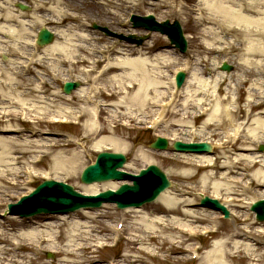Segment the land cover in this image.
<instances>
[{"label":"bare ground","instance_id":"bare-ground-1","mask_svg":"<svg viewBox=\"0 0 264 264\" xmlns=\"http://www.w3.org/2000/svg\"><path fill=\"white\" fill-rule=\"evenodd\" d=\"M25 1L13 0L15 6L10 8V0H0V55H8L7 62L0 63V208L10 203L6 198L8 189L23 187L35 175L55 180H63V176L80 178V171L89 163H83L84 154L91 150L126 153L131 146L117 131L135 127L138 119L148 118L147 113L152 115L157 108L161 109L162 118L166 113L171 114L172 109L177 116L195 119L204 116L203 130L198 134H207L206 141L220 152L215 156L183 154L182 174L193 177L190 174L195 165L205 170L201 189L194 199H191L193 187L175 189L173 184L154 205L123 210L124 214H136L138 219L134 222L136 232L127 242L130 248L122 261L125 264H178L180 258L172 254L195 249L196 246L189 242L198 236L200 229L194 224L209 220L211 226L203 229L220 237L206 252L202 264H264V221L256 220L255 212L250 209L245 211L248 195L253 194V197L247 207L264 199V150H258L264 143V0H198L196 7L178 3L174 6L172 0H160L164 16H186V22L192 24L193 41L198 47L194 55L199 58L193 59L195 63L189 71L194 76L190 75L179 96L170 93L174 80L167 86L162 81L163 71H160L161 65L176 68L182 58L170 43L158 45L152 41L136 46L112 42L98 47L103 37L89 30L88 22L95 13L106 17L111 13L123 16L126 6L135 4L133 0H81L82 4H67L68 9L61 6L62 0H35L30 13L16 7V3ZM85 5L96 11L85 10ZM112 7L115 10H111ZM166 7L168 9L164 10ZM41 17L44 20L40 21ZM39 22H42L40 27L51 29L56 36L54 42L44 47L35 43ZM50 22L54 25L48 26ZM168 47L174 49L171 51ZM38 52L44 54L43 59ZM221 53L232 54L228 63L234 62L237 67L231 73L222 69L216 72V66L210 71L208 62L214 65L217 54ZM197 61L200 65L206 64L209 75L214 72L211 82L204 77L203 68L197 69ZM190 64L192 60L183 66ZM83 65L88 69L80 67ZM40 67L51 73L52 79L64 73L63 67L70 73L78 71L85 76L87 84L93 81V85L81 87L72 94L56 93L47 88L52 83L39 72ZM33 72L34 76H27ZM68 76L67 80L75 78L74 74ZM90 78L92 81H88ZM149 88L156 93L147 99L145 92ZM186 89L192 93L182 103L186 111H180L177 106ZM166 97L171 100L163 103ZM33 98H41L34 102H46L49 106L41 108L32 103ZM99 98L103 105L97 104ZM58 101L78 104V109L59 106L55 109ZM106 105L115 111H109ZM135 112L141 113L137 117ZM105 113L104 121H100ZM64 117L85 120L81 137H49L53 135L49 126ZM23 121L31 122L28 133L20 128ZM165 122L163 119L159 126ZM182 122L183 119L171 122L168 133ZM214 137H218V141L210 140ZM69 146L83 150H68ZM50 156V171L39 172L37 168ZM136 157L153 160L144 150L138 151ZM129 166L128 162L124 168ZM23 176L28 181H22ZM121 184L118 180H109L83 184L80 189L84 194H97L117 189ZM186 191L190 194L185 197ZM206 192L215 199L226 196V202L228 198L236 209L235 214L231 213L235 218L234 226L226 233L220 232L217 212L210 210L212 213L206 215L190 207L207 196ZM223 198L218 199L222 202ZM93 214L90 209H82L64 216L16 218L13 215L10 224L0 220V264H33L38 259L37 252L42 249L58 250L64 257H73L76 260L72 264H95L90 254L97 243L105 246L108 237L94 235L97 227L92 223L99 218ZM125 229L126 226L122 230ZM113 234L118 236L120 231L116 229ZM87 249L91 251L86 253ZM68 262L72 261L65 258L60 264Z\"/></svg>","mask_w":264,"mask_h":264},{"label":"rangeland","instance_id":"rangeland-1","mask_svg":"<svg viewBox=\"0 0 264 264\" xmlns=\"http://www.w3.org/2000/svg\"><path fill=\"white\" fill-rule=\"evenodd\" d=\"M11 1L13 2V0H10L8 6L10 8H14L15 5H13V3ZM34 1L35 0H33V1L32 0H26L25 3H27L26 5H33ZM62 1H63V4L61 6L65 7L66 9H68L67 4H69V3H79V4L81 3L82 4L81 0H62ZM133 1L135 2V4L136 3L137 4L126 6L127 10L125 9V11H123L124 12L123 16L120 15V17H119L117 14L111 13L106 17V16H101L98 13H95L94 18L88 22L89 30H91L92 32H95L98 36L103 37V41H101L97 44L98 47H103L105 45L107 46L108 43H112V42H114L115 44L126 45V44H124V43H126V41H122L119 38V36L121 34L127 35L129 33H135L137 35L148 34L149 36H147L148 38L145 41L146 43H148V42L152 43V41H154L158 45L169 43L168 42L169 39L167 36H163L162 34H160L158 32L150 33L146 30H142L141 28L136 29V28L132 27V25L130 23L126 24V22H125L126 19L127 20L129 19V16L131 13H137L140 15H146L148 13H153L161 21H164L167 19L174 21L175 19L176 20L178 19L180 21V23L183 25L184 34L186 35V38L188 40L189 49L186 53H181L180 51L176 52V54L180 53L182 56L181 60H179L177 62V63H179L177 66L181 65L184 62V60H187L189 58L190 59L195 58V60H196V58H199L198 56L194 55L196 53V51H198V47L193 41L194 35L192 33L193 29L191 28L192 24L190 22H188V23L186 22V16L185 15H183V17L181 15L164 16L162 14V11H161L160 1H157V2H155V1L151 2L149 0H133ZM197 1L198 0H172V2H173L172 5L176 6V3H178V4L186 6V7L187 6L188 7H196ZM53 5H55V4H52L51 6H53ZM85 7H87L85 10H88V11L93 10L94 12L96 11V9L88 7V5H85ZM93 7H95V6H93ZM166 9H168V8L167 7L164 8V10H166ZM111 10H115V9L112 7ZM24 12L30 13L31 11H24ZM39 14H42V13H39ZM117 17L121 20L118 21ZM42 20H44L43 17H41L40 21H42ZM95 23L97 25L108 27V29H110L113 32H117L118 37L107 35L106 32H103L99 29H95V27H94ZM40 24H42V22H39L38 30L41 26ZM48 25L53 26L54 23L50 22V23H48ZM1 38L3 40H7L6 37H1ZM163 48L165 49V47H163ZM168 49H170L172 51L173 48L168 47ZM231 55L232 54H228V53H221L220 55L217 54V56H216L217 59L215 58L216 62H214V65L211 64V63H213L212 61L210 63L208 62V65L211 66L210 71L213 70L212 67L214 68L216 66V68H215L216 72H221V63L223 61H226L227 63L230 62L231 61ZM7 56H8L7 54L1 53V55H0V63L1 64L2 63L5 64V62H7V60H8ZM38 56H40L42 59L44 58L43 53H39ZM145 56L151 57V54H145ZM9 58H12V57L10 56ZM228 60H230V61H228ZM231 63H233V64H231V65H233V68L231 69V71H228V72L226 71L227 74L231 73L237 67L236 63L235 64H234V62H231ZM46 64H48V60L46 61ZM197 65H198L197 66L198 70L203 68L206 71V74H204V77L208 78L209 82H211V80L213 78L212 75L214 74V72H211V75H209V70L206 68L207 66L205 63H204L205 66H203V65H200L197 61ZM80 67L81 68H87L84 65L80 66ZM63 68H64V73L61 76L57 77L56 79H52L51 73H47L48 71L45 70L44 67H40L38 69L39 72H41L43 74V77L45 76L44 78H48L51 80L52 85H49L47 87L48 89H50L56 93L65 94L63 92L62 88H63L64 82L69 77L68 76L69 74L70 75L74 74L73 77H75V78H72V80H76L77 82L79 81L81 83V87H88L89 86V84H87V80L85 79V76H81L78 73V71L77 72L74 71L73 73H70V72L66 71V67H63ZM175 70H176L175 67H170V66L167 67L166 65L160 66V71H163L162 81L165 82L167 86L170 83L171 75L175 72ZM19 71H21V69ZM153 71H156V70H153ZM34 75H35V73L33 72L31 74H28L27 76L32 77ZM190 75L194 76L193 73L192 74L189 73V76ZM191 76L189 78H191ZM192 79H193V77H192ZM194 80L195 79H193V81ZM88 81H92V78H90V80H88ZM91 83H93V81ZM150 89L151 88H149L145 92V96L147 99L153 97L156 93L153 91L151 92ZM160 89H162V87ZM177 91H178V89L176 87H174V88L172 87L170 90V93L171 92H177ZM181 93H182V91H181ZM191 93H192V91H190L188 89L185 90V94L183 93V96H181V98L179 100L180 105L177 106L178 110H180V111L185 110L184 109L185 105L182 103L188 99V97H189V95H191ZM34 100L38 101V100H41V98H36V99L33 98V101H32L33 104H36L37 106L39 105V106H41V108H42V106H45V107L49 106V103L48 104L46 102H38L37 103V102H34ZM100 100H102V99L99 98L97 104L100 103L99 105H103V103L100 102ZM75 101L77 102V100H75ZM107 101H108L107 102L108 104L111 103L110 100H107ZM56 104H57V106L55 107V109H58L57 108L58 106L61 108H65V107L66 108L67 107L72 108L73 107V109L75 111H77V109H78V104L73 105V104H70L69 102L64 103V102H60V101L56 102ZM106 106H108V105H106ZM108 107H109V111H115L113 108H110V106H108ZM90 108H93V106H90ZM192 111H193V114H195L196 109H194ZM138 113H141V112H135V115H137V117L139 116ZM147 114L149 115V117L148 118L142 117L141 118L142 121L140 119H138L136 124H135V127H132L128 130L123 129V130H120L119 132L117 131L118 136L121 139H124L125 141L129 142V144L131 146L130 150H127V152L124 153L128 158V162L130 163V166L126 170L130 171V172H133V171L137 172L141 168H144L151 163L157 164L158 166H160L162 168V170H165L168 177L171 179L172 183L175 184V189L177 187V188L186 190V188L193 187L192 188L193 189V191H192L193 197L191 199H194V197L196 195H198V192L201 189L200 188L202 185L201 184V179H202L201 176L205 173V170L204 169H197L196 168V167H198L197 165L193 166V168H194V169H192L193 173L190 174V175L193 174V177L190 178L188 175L181 173V170L184 167L183 160L185 158V156L183 154H181L179 152H174L172 147L168 148L167 151L152 150L150 148V143L152 142V140H154V138H156L158 136L166 137L167 139L170 140L171 143H173L174 140H179V139L182 141H186V142L188 140H193V139L196 141H198L199 139H202V141L206 140L208 138L207 134H205V133L204 134H198L199 132L202 133L203 127H201V126L203 123L204 116L203 117L197 116L199 118H196V119L193 116H191L189 118L185 117L183 115L177 116V115H174V113H172V109H171V114H169L167 116L166 122L162 126H160V127L157 126L153 129H149L147 124L152 123L153 114L152 115H150L149 113H147ZM106 115H107L106 113L103 114L101 116L100 121H104V118ZM179 119H183L182 125L179 127H174L172 132L168 133V125L171 122H173L175 120H179ZM73 121H76V119H73ZM84 121L85 120H83L82 123L80 122L77 124H74L71 122L67 126H60V125L52 123L49 126V129H50V131L53 132V135L49 136V137L63 138V139L66 138L65 137L66 135H69L72 137H73V135H75L76 137H81L83 135V132H84V130H83ZM148 122H150V123H148ZM30 124H31L30 121H23L22 123H20V128H24L27 132V130H29L31 128ZM210 140H212L213 142L218 141V137H214L212 139L210 138ZM87 142H90V141H87ZM87 146H89L88 143H87ZM67 149L68 150H75L78 152L83 150V148L76 147V146H69ZM259 149L260 148L258 146V150ZM141 150L148 152V155L153 160H148L146 158H137L136 153L138 151H141ZM219 152H220V150L217 149V152L215 155H217ZM96 156H97V152L94 150H91L89 152V154H87V153L84 154L83 163L89 162L85 166L92 163L96 159ZM51 160H52L51 156L49 158L44 159L43 164H41V166L38 167L37 170L39 172L40 171H50V167H51L50 162H52ZM177 162H178V164H177ZM80 172L82 173V171H80ZM81 173H80V176H81ZM67 178L68 177L63 176L62 181H66L67 183H70L76 189L81 191L80 188L82 187L83 184H82L80 178H78V179H67ZM21 179L23 181L24 177H22ZM199 181H200V184H199ZM40 182H42V176L38 175L35 178V182L32 183V186H29V187L36 186ZM24 190H26V189H22V187H16V188L11 187L10 189H8V191H10V192H7L8 195L6 196V198H9V200L12 202L16 199L15 195H19V196L22 195V192ZM188 191H191V190L189 189ZM188 191H186L185 197L189 196L190 193H188ZM207 194L209 195V193H207ZM10 195L12 198H10ZM252 195L253 194H250L246 198L245 201H247V203L250 201L251 197H253ZM219 197H224L223 198L224 200L222 202L223 203L226 202V200H225L226 196L220 195ZM219 197H217V198H219ZM154 203H155V201H153L151 203H147V204L145 203V205L142 206V208L146 209L149 206L154 205ZM227 203H229V202H227ZM247 203L245 204V207H246L245 211L246 212H248L249 209L251 210V205H249L247 207V205H248ZM108 205H111V207L108 208L107 207ZM190 207H192V209H199L201 212H203L206 215L209 213H212L210 211L211 210L210 208L201 209L199 203H197L193 206H190ZM229 207H231V206H229ZM230 209L235 214L236 209H234L233 207H231ZM5 210H6V206L0 208V220L5 221L6 223L10 224V222L12 221L11 217L9 216L6 218V216L2 214L3 212H5ZM91 212L94 213L93 214L94 216H98V218H99L98 220H94L95 222L92 223L95 227H97L94 235H96V237H104V238L108 237V239L104 241L106 244V246L104 248L99 247V245H97L98 244L97 243L93 248V253L90 254L91 256H94V258L96 260L95 264H108V260H115V261L121 260L120 264H125L126 262H124L122 260L124 259V255H125L124 253L127 251L128 247L130 248V244L127 242H129L128 241L129 238L132 237L133 234H135V232H136V230H135L136 226H135L134 222H135V220L138 219V216H136V214H134V213H125L124 214L123 213L124 211L118 209L115 204H105V203L99 209H91ZM74 213H76V212H71V213H68L65 215H71ZM48 215L49 214H40V215H36L35 217L48 216ZM211 216H213V215H211ZM216 216H217L219 222L221 223V227H220L221 233H226L229 228L234 226L235 218H233V217L228 218V220L223 219V218H221L220 212H217ZM31 217H33V216H31ZM16 218H18V217H16ZM210 221L213 222V219H210ZM117 222H123L124 225H126V229L122 232L121 239H120L119 243H117V245L115 247H111L110 243H112V241L114 240V239H111V237H112V233L115 231V229L112 230L110 228V225L116 226ZM198 225H199V229L200 228H206L210 225V222H209V220L208 221H198L197 223L194 224V226H198ZM119 230L121 231L122 228ZM219 237H220V235H219ZM219 237L215 236L214 234H211L209 236H202V235H200V233H198V236L194 240L189 242V243H193V244L196 242L198 245L200 242L203 244L202 249H200L201 251H200V256L198 257V259L192 258L191 252L195 251L194 249H191V250L188 249L184 253L172 254V256H174L175 258H180L179 261H181V262L178 264H202V262L205 261L204 256H205L206 252L209 250V248L212 246V244L216 240H219ZM134 246H136V245H134ZM190 246H192V245H190ZM90 251H91V249H87L85 252L88 253ZM48 253H52L54 255V258H48ZM36 258H38V259L33 264H60L61 260L65 259V258L72 261L71 263L68 262L69 264H72L73 261L76 260L73 257H64V255L62 253H60L58 250H44V249L37 252ZM74 264H76V263H74ZM77 264H85V263L77 262ZM148 264H158V263L157 262H150ZM235 264H237V263H235ZM241 264H244V263L242 262Z\"/></svg>","mask_w":264,"mask_h":264},{"label":"water","instance_id":"water-1","mask_svg":"<svg viewBox=\"0 0 264 264\" xmlns=\"http://www.w3.org/2000/svg\"><path fill=\"white\" fill-rule=\"evenodd\" d=\"M23 9V7H22ZM141 24L147 27L156 28L162 30L163 32L169 33L173 42L176 44L186 46V40L184 35H182V29L179 22L170 24L169 21L159 24L155 22L153 16L145 17L143 19L138 18ZM139 24V23H137ZM41 44L49 43L53 39V33L49 32L47 29H43L41 34ZM143 39L138 40L141 43ZM225 69H231L229 65L224 66ZM181 75V79H183ZM75 85L73 83H68L65 85V91L69 93ZM167 140L159 138L156 143L153 144L154 147L165 148L167 146ZM175 148L184 150V148L194 149L204 151L205 149H211L208 143H196L192 146L181 143L179 141L175 142ZM125 156L122 154L114 153H100L98 156V161L95 165L88 167L84 173H82V181L92 182V181H103L112 178L125 179L130 177V174L119 172L118 167L123 165ZM133 177L134 185L124 184L116 192L109 190L107 192L101 193L98 196H84L74 190L71 185H66L62 182L56 181H46L39 186L37 192L31 196V198L41 199L42 204H44L40 211H68L74 210L79 207L75 201H83L84 204L80 205H93L100 206L102 201H116L120 207L126 206H140L143 203L154 200L166 187L170 186L169 180H167L166 175L157 166H150L148 170L142 171L140 176ZM27 200V199H25ZM206 205L220 206L218 201L207 198L203 201ZM50 205L61 206L57 208H49ZM72 206V207H68ZM254 209L257 210L259 219L264 220V200L259 201L257 204L253 205ZM14 205H10L12 212H14ZM18 212V211H15Z\"/></svg>","mask_w":264,"mask_h":264}]
</instances>
